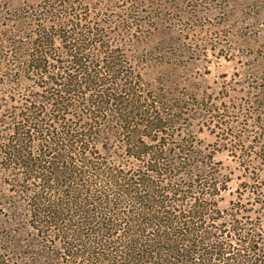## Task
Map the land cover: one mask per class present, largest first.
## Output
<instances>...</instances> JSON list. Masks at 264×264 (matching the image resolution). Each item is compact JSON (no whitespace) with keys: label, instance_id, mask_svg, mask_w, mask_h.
Masks as SVG:
<instances>
[{"label":"rangeland","instance_id":"rangeland-1","mask_svg":"<svg viewBox=\"0 0 264 264\" xmlns=\"http://www.w3.org/2000/svg\"><path fill=\"white\" fill-rule=\"evenodd\" d=\"M80 27L96 30L93 41L115 53L120 78L132 77L135 95L126 98L158 111L167 125L154 133L134 125L133 139L192 157L156 179L162 189L182 192L174 199L163 194L170 201L161 199L162 206L177 210V200L192 203L202 194L209 227L226 237L239 222L250 235L255 230L254 249L264 252V0H0L2 138L10 137L25 96L40 94L43 85L15 64L10 44L41 42L43 35L60 63L64 38ZM65 112L68 119L76 116ZM96 137L100 143L89 147L98 163L128 176L143 173L124 151L125 137ZM8 167L0 161V248L13 239L24 241L21 250L36 251L40 245L29 241L25 198L18 192L28 186Z\"/></svg>","mask_w":264,"mask_h":264},{"label":"trees","instance_id":"trees-1","mask_svg":"<svg viewBox=\"0 0 264 264\" xmlns=\"http://www.w3.org/2000/svg\"><path fill=\"white\" fill-rule=\"evenodd\" d=\"M90 30L80 27L64 38L60 63L43 35L41 42H9L15 64L43 82L40 94L25 96L16 109L10 137L0 135V161L28 186L18 192L25 198L29 241L40 246L21 250L24 241H3L0 264H264V252L254 249L255 230L250 235L236 222L223 237L208 226L202 194L192 203L177 200V210L162 206L161 199L170 201L163 194L174 199L182 192L162 189L156 179L192 157L170 156L159 142L147 147L133 139L134 125L149 133L167 125L158 111L126 98L135 95L132 77L120 78L115 53L93 41L98 33ZM68 110L73 119L64 117ZM105 135L125 137L123 149L143 173L128 176L98 163L89 145Z\"/></svg>","mask_w":264,"mask_h":264}]
</instances>
